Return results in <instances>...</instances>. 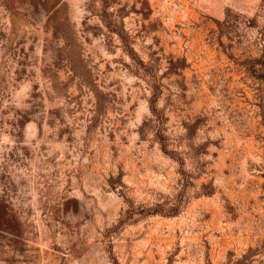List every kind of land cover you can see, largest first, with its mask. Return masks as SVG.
I'll use <instances>...</instances> for the list:
<instances>
[{
    "label": "rangeland",
    "instance_id": "obj_1",
    "mask_svg": "<svg viewBox=\"0 0 264 264\" xmlns=\"http://www.w3.org/2000/svg\"><path fill=\"white\" fill-rule=\"evenodd\" d=\"M0 264H264V0H0Z\"/></svg>",
    "mask_w": 264,
    "mask_h": 264
}]
</instances>
